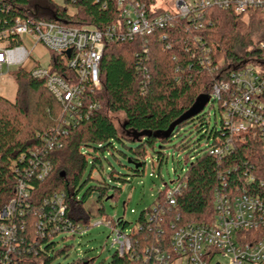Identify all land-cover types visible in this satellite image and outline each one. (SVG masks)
<instances>
[{
	"label": "trees",
	"instance_id": "trees-1",
	"mask_svg": "<svg viewBox=\"0 0 264 264\" xmlns=\"http://www.w3.org/2000/svg\"><path fill=\"white\" fill-rule=\"evenodd\" d=\"M132 1L149 12L156 0ZM31 4L39 10H29ZM69 9L74 10L69 13ZM153 12L159 15L162 10ZM18 17L99 31L121 19L114 0H62L60 4L52 0L0 1V30ZM245 19L232 11L206 10L200 29L184 20L130 43L105 42L99 64L101 89L92 97L99 109L73 128L62 126V108L44 81L33 79L21 68L11 71L17 83L16 96L13 101L0 96V209L13 198L18 178L23 177V169L32 163L36 150L46 151L44 158L39 157L51 167L43 180H30L33 190L29 203L35 208L41 202H50L54 195H62L68 214L80 223L86 219L83 204L93 190H97L99 199L107 200L118 190L101 181L89 187L80 200L77 198L95 167L102 169L105 156L125 159L139 176L148 159L151 164L155 160L159 170L169 158L174 159V154L183 155L186 170L173 181L181 186L175 206L166 203L168 185L164 184L165 190L154 205L140 214L136 228L128 229L129 223L120 219L115 224L120 231L129 230L131 249L122 256L116 252L110 264H147L145 256L155 248H168L175 229L214 222V195L223 184L227 190H245L264 200V156L259 140L249 134H229L222 119L219 127L216 122L211 127L206 108L217 109L220 117L224 109L210 100L201 112L188 114L230 72L254 61L264 66V52L257 48L264 43V16L252 12ZM9 43L18 44L15 39ZM167 44L169 49L165 48ZM50 56L55 58L54 54ZM213 67L216 70L211 72ZM62 72L64 69L59 75ZM115 115L122 116L119 124L111 119ZM213 115L216 117V111ZM192 132L198 136L196 142L190 138ZM201 140L205 141L203 146ZM50 142L53 147L47 151ZM223 147L228 149L222 156L214 154L215 149ZM88 167L90 172L82 181ZM17 169L20 176L15 173ZM108 178L126 182L114 171ZM109 193L112 195L108 197ZM29 219H25L29 226L24 247L36 241L42 251L36 245L34 251L25 252L19 264H50L58 254L65 253L66 247L53 251L58 239L36 236ZM71 264L89 261L85 257Z\"/></svg>",
	"mask_w": 264,
	"mask_h": 264
},
{
	"label": "built area",
	"instance_id": "built-area-1",
	"mask_svg": "<svg viewBox=\"0 0 264 264\" xmlns=\"http://www.w3.org/2000/svg\"><path fill=\"white\" fill-rule=\"evenodd\" d=\"M52 2L60 4L62 0ZM114 2L121 19L100 31L16 18L9 27L0 30V78L11 68H21L33 79L44 81L45 88L62 108V126L73 128L99 109L92 97L101 89L99 64L105 42L130 43L184 20L200 29L206 10L232 11L246 19L252 12L264 16V0H173V10H162L159 15L154 14L155 9L148 12L145 6L132 0ZM14 39L18 44L11 45L9 41ZM165 48L169 49V45ZM257 48L264 52V43ZM37 51L39 59H33L32 54ZM48 55L46 66H42L40 61ZM204 61L208 64V57ZM62 69L64 72L59 75ZM209 70L214 72L216 67ZM211 89L209 100L224 109L221 117L225 130L231 135L249 134L257 138L264 156V66L254 61L253 65L230 72ZM52 147L50 142L47 151ZM227 149L217 148L214 154L222 156ZM45 153L33 152L32 163L23 169V177L18 178L13 198L0 209V264H19L25 252L34 251L38 245L33 241L24 247L27 216L36 236L52 241L70 240L84 235L87 229L70 217L62 195H54L50 202H41L35 208L29 203L33 190L30 180L34 177L41 181L50 171L51 166L43 160ZM15 173L21 175L18 169ZM250 180L251 177L245 181ZM180 189L176 183L173 189L166 190L165 201L169 206H175ZM213 202L215 220L211 225L189 224L175 229L168 248H155L149 252L150 256H145L147 264H220L216 256L227 260V264L264 263V200L245 190H227L223 184V188L215 191ZM115 224L107 226H112V245H117V254L122 256L131 249L129 230L120 231ZM37 250L42 251V246L38 245Z\"/></svg>",
	"mask_w": 264,
	"mask_h": 264
},
{
	"label": "rangeland",
	"instance_id": "rangeland-1",
	"mask_svg": "<svg viewBox=\"0 0 264 264\" xmlns=\"http://www.w3.org/2000/svg\"><path fill=\"white\" fill-rule=\"evenodd\" d=\"M161 9L163 11L173 10V0H156L153 9ZM29 10L36 11L39 8L35 4H31ZM74 9H69V13H72ZM247 19H245V22ZM38 54L34 52L32 54L33 59H39ZM49 55L45 56L40 61L42 66H46V62L49 59ZM17 68H11L9 73L6 71L0 78V96L13 101L16 96L17 83L11 75V71ZM23 70V69H22ZM24 71V70H23ZM214 117L213 114H215ZM206 108L205 112L209 113L208 118L210 119L209 124L212 127L217 124L219 127L222 117H220L217 109ZM207 118V119H208ZM115 124H119L122 121L121 115H115L111 117ZM192 142H196L198 136L194 132L190 135ZM201 146L205 144L204 140L199 142ZM91 156L100 157L99 154H90ZM91 156L89 159H91ZM183 155L174 154V159L169 158L160 169H157L156 162L150 160L146 161L144 172L136 176L133 173V167L128 165V161L118 157L113 159L109 155L105 156L107 161H103L102 169H95L91 172L89 182H85L82 188L79 190L77 195L78 200L82 198L89 187L97 186L98 182L103 181L105 184L118 189L115 193L114 198L107 200L106 198L99 199L97 190H93L90 196L86 199L83 204V216L85 221L82 223L83 226L87 227L84 235L70 238V240L61 241L58 239V244L53 251L65 249V253L58 254V256L51 261L50 264H71L72 262L87 258L89 264H110L113 255L117 252L118 248L116 244L112 245V226L117 220H122L129 223L128 229L136 228L138 218L140 214L152 207L154 202L157 200L159 193L165 190L164 184H167L168 189H173L176 184H170L176 180L178 175L185 172L186 166L181 161ZM114 171L118 174L120 179L126 182L112 181L108 178V173ZM90 172V167L87 168L82 181L87 178ZM112 193H109L108 197ZM100 210V212H99ZM102 221V224H98ZM112 223V226H107L108 223ZM98 224V226H97ZM220 264H227V260L216 256Z\"/></svg>",
	"mask_w": 264,
	"mask_h": 264
},
{
	"label": "water",
	"instance_id": "water-1",
	"mask_svg": "<svg viewBox=\"0 0 264 264\" xmlns=\"http://www.w3.org/2000/svg\"><path fill=\"white\" fill-rule=\"evenodd\" d=\"M207 102H209L208 96L201 98L200 101L197 103V106H194V108H192V110H190L188 114H197L201 112L204 109ZM170 184H172V182Z\"/></svg>",
	"mask_w": 264,
	"mask_h": 264
}]
</instances>
